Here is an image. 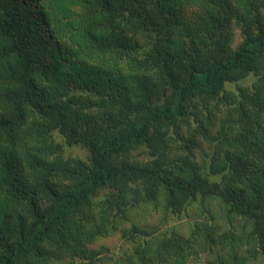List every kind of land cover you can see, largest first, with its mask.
<instances>
[{
    "label": "trees",
    "instance_id": "obj_1",
    "mask_svg": "<svg viewBox=\"0 0 264 264\" xmlns=\"http://www.w3.org/2000/svg\"><path fill=\"white\" fill-rule=\"evenodd\" d=\"M0 264H264V0H0Z\"/></svg>",
    "mask_w": 264,
    "mask_h": 264
},
{
    "label": "rangeland",
    "instance_id": "obj_2",
    "mask_svg": "<svg viewBox=\"0 0 264 264\" xmlns=\"http://www.w3.org/2000/svg\"><path fill=\"white\" fill-rule=\"evenodd\" d=\"M237 36H238V31H236V40H239V38ZM237 42L238 41H236L235 43H237ZM73 147H78V149H79V150L77 149L78 153L81 154V155L84 154L85 150L82 149L80 146H73ZM141 210L142 211L140 213H138V214L134 213V217H135L139 227H141V228H150L152 225L157 224L159 213H160L159 211L154 212L152 210H147L146 208H142ZM146 212H148L149 214H145ZM114 240L116 242V245H119L122 242L120 240H117L116 238H114ZM114 240L112 239V241H114Z\"/></svg>",
    "mask_w": 264,
    "mask_h": 264
}]
</instances>
